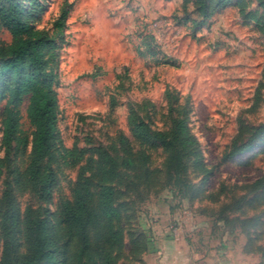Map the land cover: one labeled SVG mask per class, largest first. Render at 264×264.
<instances>
[{"label": "rangeland", "instance_id": "obj_1", "mask_svg": "<svg viewBox=\"0 0 264 264\" xmlns=\"http://www.w3.org/2000/svg\"><path fill=\"white\" fill-rule=\"evenodd\" d=\"M217 1L20 0L27 20L55 38L60 135L67 147L85 151V162L99 150L122 159V136L133 140L132 103L151 101L153 127L163 131L172 124L167 91L181 113L187 109L203 165L189 159L176 176L163 147L133 144L147 162L122 167L115 183L125 235L117 264H161L172 253L197 263L212 256L264 264V132L251 149L227 157L264 126V5L228 0L216 8ZM27 104L20 136L31 141ZM3 109L0 99V159ZM14 148L26 167L30 145L16 141ZM85 162L59 173L51 213L71 195ZM4 181L0 176V197ZM15 193L23 210L37 203L31 191Z\"/></svg>", "mask_w": 264, "mask_h": 264}, {"label": "trees", "instance_id": "obj_2", "mask_svg": "<svg viewBox=\"0 0 264 264\" xmlns=\"http://www.w3.org/2000/svg\"><path fill=\"white\" fill-rule=\"evenodd\" d=\"M264 5V0H261ZM228 0H218L216 8ZM210 7L204 9L209 15ZM63 25L59 24V28ZM8 33L11 40H0V99L4 100L0 176L4 189L0 197L2 254L0 264H117L124 247L125 235L119 225L122 209L117 202L116 180L121 168L136 170L144 165L147 155L132 152L134 143L149 148L160 145L168 151V172L183 175L187 162L193 159L200 167L195 138L190 133L187 109L181 113L166 98L171 115L168 131L153 126V105L149 100L131 104L129 123L133 140L122 136V159L106 150L86 162L85 151L67 147L60 135V108L56 88L59 76L53 66L57 43L47 31H41L27 20L26 9L20 0H0V35ZM150 39V40H149ZM154 38L144 44L151 47ZM32 126V140L21 137L23 107ZM264 132L259 127L243 144H235L227 154L235 157L253 147V141ZM30 145L29 162L23 168L17 161L14 143ZM76 180L70 182L71 195L61 200L55 214L47 203L54 197L63 168L80 165ZM173 169V170H172ZM31 191L36 204L25 209L15 191ZM100 227V228H98ZM97 228L96 238L91 229ZM24 248V250H22Z\"/></svg>", "mask_w": 264, "mask_h": 264}, {"label": "crops", "instance_id": "obj_3", "mask_svg": "<svg viewBox=\"0 0 264 264\" xmlns=\"http://www.w3.org/2000/svg\"><path fill=\"white\" fill-rule=\"evenodd\" d=\"M170 256V255H169ZM249 259L243 258L239 260H233V257H228L223 260H220L218 258H214L212 256H209L208 258L201 260L200 262H194L192 259L188 260V258H178L176 259L175 256H173V253L171 254V257H166L165 259H162L161 264H251L248 262Z\"/></svg>", "mask_w": 264, "mask_h": 264}]
</instances>
